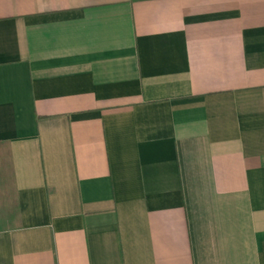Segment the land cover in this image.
I'll return each instance as SVG.
<instances>
[{"label": "crops", "instance_id": "crops-1", "mask_svg": "<svg viewBox=\"0 0 264 264\" xmlns=\"http://www.w3.org/2000/svg\"><path fill=\"white\" fill-rule=\"evenodd\" d=\"M0 264H264V0H0Z\"/></svg>", "mask_w": 264, "mask_h": 264}]
</instances>
